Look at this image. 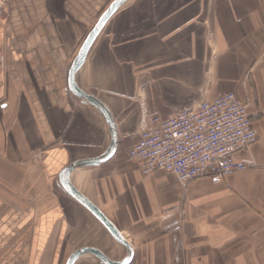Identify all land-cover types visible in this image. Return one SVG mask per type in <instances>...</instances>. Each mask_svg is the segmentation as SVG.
I'll use <instances>...</instances> for the list:
<instances>
[{
	"label": "crops",
	"instance_id": "0c3cea01",
	"mask_svg": "<svg viewBox=\"0 0 264 264\" xmlns=\"http://www.w3.org/2000/svg\"><path fill=\"white\" fill-rule=\"evenodd\" d=\"M115 0H9L0 18V264H67L83 248L130 256L64 188L105 157V115L70 88ZM110 111L117 149L70 174L131 245L130 264H264V0H129L75 74ZM235 92L258 133L222 181L144 176L128 157L154 118ZM76 264H104L94 254Z\"/></svg>",
	"mask_w": 264,
	"mask_h": 264
},
{
	"label": "built area",
	"instance_id": "2783aa9c",
	"mask_svg": "<svg viewBox=\"0 0 264 264\" xmlns=\"http://www.w3.org/2000/svg\"><path fill=\"white\" fill-rule=\"evenodd\" d=\"M0 2L7 5L9 0ZM5 12L0 8V18ZM257 138L248 105L229 92L168 119L154 118L128 157L146 177L162 171L183 183L204 178L220 182L247 169L236 155L249 150Z\"/></svg>",
	"mask_w": 264,
	"mask_h": 264
},
{
	"label": "water",
	"instance_id": "95a60500",
	"mask_svg": "<svg viewBox=\"0 0 264 264\" xmlns=\"http://www.w3.org/2000/svg\"><path fill=\"white\" fill-rule=\"evenodd\" d=\"M129 0H115L112 5L109 7V9L104 13L102 18L99 20L95 28L91 31L87 39L85 40L84 44L82 45L80 52L78 56L76 57L72 68L70 70L69 74V85L71 90L79 96L81 99H83L85 102L93 104L95 107H97L106 117L108 124L111 128L112 135H113V145L110 149L109 153L97 160H89V161H79L76 162L69 167H67L63 173H62V179L65 190L83 207H85L108 231L109 233L114 237L115 240H117L120 244L127 247L130 251L129 258L124 263H116L113 262L110 258H108L103 252H101L98 249L95 248H83L79 251L74 252L71 257L68 260L67 264H76L78 259L84 255V254H94L97 257H99L104 264H130L132 257H133V251L131 245L126 241V239L122 236V234L119 232V230L113 225V223L93 204L91 203L86 197H84L71 183L70 181V174L73 170H75L78 167H81L83 165L87 164H97L100 162H104L109 160L115 153L117 149V128L116 124L113 120V117L110 113V111L106 108L105 105H103L97 98H95L92 95H88L83 90H81L75 83V74L77 70L80 68L81 64L86 59L89 51L91 50L92 46L94 45L95 41L105 28L108 21L114 16V14Z\"/></svg>",
	"mask_w": 264,
	"mask_h": 264
}]
</instances>
